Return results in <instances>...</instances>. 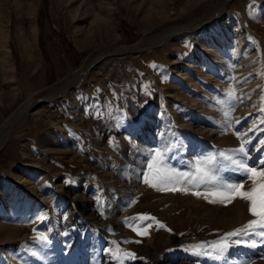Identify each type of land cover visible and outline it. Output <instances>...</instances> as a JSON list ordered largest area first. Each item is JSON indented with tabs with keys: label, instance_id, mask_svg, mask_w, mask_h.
I'll use <instances>...</instances> for the list:
<instances>
[{
	"label": "rangeland",
	"instance_id": "obj_1",
	"mask_svg": "<svg viewBox=\"0 0 264 264\" xmlns=\"http://www.w3.org/2000/svg\"><path fill=\"white\" fill-rule=\"evenodd\" d=\"M173 28L182 30L137 49ZM211 35L227 46L223 59L204 54L225 61L208 71L192 55ZM82 67L81 82L58 93ZM262 95L264 0H0V133L24 107L0 147V264L246 262L233 252L263 246H233L220 260L192 249L245 224L248 211L231 225L221 219L228 204L191 194L204 186L159 191L144 175L151 179L157 149L168 166L191 171L196 158L238 148L236 132L254 125L247 162L255 167ZM145 120L151 131L137 136L131 128ZM219 176L252 185L231 167ZM148 224L146 235L133 231Z\"/></svg>",
	"mask_w": 264,
	"mask_h": 264
},
{
	"label": "snow or ice",
	"instance_id": "obj_2",
	"mask_svg": "<svg viewBox=\"0 0 264 264\" xmlns=\"http://www.w3.org/2000/svg\"><path fill=\"white\" fill-rule=\"evenodd\" d=\"M153 67H156L153 65ZM225 95L229 101L239 100L243 102L242 97H236L231 90H226ZM264 101V95L261 96ZM231 108L224 112L227 120L226 127H233L232 121L227 119L230 116ZM259 112L264 114V107L259 109ZM102 115V113H97ZM249 116L251 113L248 114ZM123 119H127L126 114H121ZM242 118L235 120L236 124L240 123ZM264 124V119L261 120ZM255 125L248 129L247 133L236 132L238 139H240L239 147L236 149L220 151L217 154L208 157L196 158L191 164V171H180L168 166L165 163L167 159L160 149L154 151L152 159L148 164V168L153 170L151 179L148 175H144V183L159 191L166 192H189L193 187L199 188L204 186L205 191H192L191 194L197 197H203L210 203H231L235 199H240L248 203V213L253 217L245 224L237 227L229 232H226L222 237L210 243L201 242L193 247L192 251L195 254L203 255L215 260L222 259L229 249L233 246H244L255 249L264 246V161H261L259 167H252L248 164L249 148L248 145L251 140L248 138V133L255 130ZM130 139V137H129ZM111 143V142H110ZM264 147V140L260 141ZM221 160H217L216 156ZM226 162V163H224ZM218 166L216 171H213V165ZM231 167L236 173L246 176L247 180L252 182V187L245 190V183H232L219 176V171ZM44 217H40L43 219ZM147 221L154 219L147 215L141 217ZM164 227L163 224L159 225ZM151 227L148 224L144 231L138 228H133L139 235L147 234V229ZM42 244L49 243L47 235L38 237ZM70 247V245H68ZM127 258L135 259L134 254L125 253ZM122 264V262H121Z\"/></svg>",
	"mask_w": 264,
	"mask_h": 264
},
{
	"label": "bare ground",
	"instance_id": "obj_3",
	"mask_svg": "<svg viewBox=\"0 0 264 264\" xmlns=\"http://www.w3.org/2000/svg\"><path fill=\"white\" fill-rule=\"evenodd\" d=\"M220 1H221L222 6H224L229 0H220ZM211 15L213 16V18H217L219 16L218 9L215 10V12H213V14H211ZM207 16H210V15H207ZM95 17L96 18L99 17V16H97V13H96ZM209 20L210 19H206V18L203 19V23L201 25H199V26L205 25ZM199 26L195 27V29L198 28ZM189 28H193L194 29V27H189ZM180 30H182V29L173 28V29L169 30L170 31L169 33L160 35L159 37L157 36L156 40L148 39V40L144 41V43H142L141 45L137 46V49L144 50V49L148 48L151 45L157 44L159 41H161L164 38V36L166 37L170 33L176 32V31H180ZM152 37H155V36H152ZM207 41L209 42V47H204V48H202L200 50V52L193 53V55H192L193 58L192 59L197 64L196 65L197 67H198L199 64H201V67H206L208 71L212 70V69L216 70L217 67L218 66L220 67V64L221 65L224 64L223 62H225V61H222V60L218 61V60L212 59L210 57L207 58V56L205 58H203V56H204V54H206L208 52H213L214 54L219 55L220 56L219 58L223 59L224 56L220 55V50L222 48H225V46H227V42L226 41L224 42L221 39H217L213 35L209 36L207 38ZM112 51L113 52H122V51H125V49H123L120 46L119 47L115 46V47H113ZM104 53L105 52H103V55H104ZM217 55H215V56H217ZM86 68L87 67H82L81 69H78L79 71L76 70L77 71L76 73L74 72L73 74H71L68 83L66 82L67 83L66 87L64 89L58 91V93L61 94V93L65 92L67 90V88L70 87L71 85L72 86L78 85L81 82L83 76L85 75V73L87 71ZM205 75H206V73H205ZM68 78H69V76H68ZM23 110H24V107H22V109L19 112L13 114L10 118H8V119H6L4 121L3 126H2L4 129L0 133V147L3 145V142L5 140V137H6L7 133H8V130H9L11 122L15 121L17 118H19L18 116L20 115V113L23 112ZM28 110H29V108H28ZM131 130H132V132L134 134H136L138 136L139 133H148V132L150 133L151 128H150V124H149L148 120H145L143 122H139L137 124V126L132 127ZM249 146H250V144L248 145V147ZM257 147H259V146H257ZM255 148H256V146L253 147L252 152H255ZM259 156L260 157L257 160L255 159L256 160V162L254 163L255 167H259L260 164H261V161H264V152L259 154ZM256 157H258V155H256ZM251 187H252V185L245 186V190H248ZM247 208H248V203L246 201H243V200H240V199H235L231 203H228V205H225V210L223 211L224 212L223 213L224 217L221 218V219H223V221H226V222L229 221L230 223H232L231 225L239 224L243 220L244 215L247 214V211H248ZM219 209H220V207H219ZM221 212H222V210H221ZM233 229H235V228H233ZM233 254H237V255L240 254L239 257H238V259H240V260H242L244 257L247 258V261L245 260L246 262H243L242 264H264V246L260 247L258 249H255L252 252H248L246 250H241L240 253L234 251ZM234 259H235V257H234ZM234 264H235V262H234Z\"/></svg>",
	"mask_w": 264,
	"mask_h": 264
}]
</instances>
